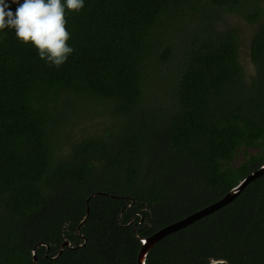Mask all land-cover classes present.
<instances>
[{"label": "trees", "instance_id": "16d2710c", "mask_svg": "<svg viewBox=\"0 0 264 264\" xmlns=\"http://www.w3.org/2000/svg\"><path fill=\"white\" fill-rule=\"evenodd\" d=\"M66 21L59 68L0 31V264H137L140 239L264 166V0H85ZM210 256L264 264V177L147 264Z\"/></svg>", "mask_w": 264, "mask_h": 264}, {"label": "clouds", "instance_id": "9594fccd", "mask_svg": "<svg viewBox=\"0 0 264 264\" xmlns=\"http://www.w3.org/2000/svg\"><path fill=\"white\" fill-rule=\"evenodd\" d=\"M15 13L7 0H0V31L15 29L16 38L31 44L49 66L64 65L75 49L70 46L71 33L66 28V9L80 12L85 0H12ZM208 264H229L224 258L208 257Z\"/></svg>", "mask_w": 264, "mask_h": 264}, {"label": "water", "instance_id": "95a60500", "mask_svg": "<svg viewBox=\"0 0 264 264\" xmlns=\"http://www.w3.org/2000/svg\"><path fill=\"white\" fill-rule=\"evenodd\" d=\"M248 63L250 65H252L250 60H248ZM252 70L254 71V74L252 75V77H256L257 73H256V69L253 65H252ZM263 177H264V166L260 170L254 172L249 177H247L235 189H233L224 198H222L220 201L216 202L215 204L210 205V206L198 211L197 213H194L193 215H191V216H189L183 220H180V221H178L172 225H169V226L159 230L158 232H156L153 236H151L149 238L140 239L141 249H140V252L138 254L137 264H147V260H148L150 253L152 252V250L154 248H156V246L158 244H160L166 238H168L172 235H175L181 231H184L187 228L196 224L197 222L201 221L202 219L219 212L220 210L226 208L227 206H230L231 204H233L236 200H238L240 198V196L245 192V190L253 182H255L258 179H261ZM87 219H88V215L79 228L78 236H80V230H81L82 226L86 223ZM84 243L87 244V242H85V241H84ZM65 248H67V249L72 248V244L67 241L62 246L60 253L58 254V256L56 258H54V260L58 259L63 254ZM48 252H49V249H48ZM36 254H37V248L33 252L34 264H37V255Z\"/></svg>", "mask_w": 264, "mask_h": 264}, {"label": "rangeland", "instance_id": "374dc122", "mask_svg": "<svg viewBox=\"0 0 264 264\" xmlns=\"http://www.w3.org/2000/svg\"><path fill=\"white\" fill-rule=\"evenodd\" d=\"M227 24L235 26L236 28L239 29V31L241 32L244 40L243 42H245L247 39H249L252 35H254L255 33V29L251 28L246 22H244L241 18L238 17H227L226 20ZM250 50V49H249ZM247 50V51H249ZM241 63L243 64V66L246 68V71L248 72V74L252 75L254 74V71L252 70V65H250L248 63V58H245V56H241ZM246 63V64H245ZM245 64V65H244ZM112 127V124L106 125V126H100L97 125L94 129V133H101L104 131L105 127ZM250 156H254L257 155L259 152L258 150H249L248 151ZM245 162V157L243 155V152H239L237 154V156L235 157V160L233 162V167L234 168H238L240 167L243 163ZM215 204V203H214ZM213 205V204H212ZM202 210V209H201ZM200 211V210H199ZM198 212V211H197ZM195 212V213H197ZM176 223V222H175ZM174 224V223H173ZM172 225V224H170Z\"/></svg>", "mask_w": 264, "mask_h": 264}, {"label": "flooded vegetation", "instance_id": "af4514ba", "mask_svg": "<svg viewBox=\"0 0 264 264\" xmlns=\"http://www.w3.org/2000/svg\"><path fill=\"white\" fill-rule=\"evenodd\" d=\"M253 36L254 35H252L248 40H247V42H246V44H245V50H248V48H250V46H251V41H252V38H253ZM243 51H244V49H243ZM245 58H246V56H245ZM246 69V68H245ZM248 73V72H247ZM250 75V74H249ZM251 76V75H250Z\"/></svg>", "mask_w": 264, "mask_h": 264}]
</instances>
